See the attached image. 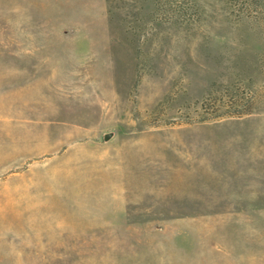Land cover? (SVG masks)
Wrapping results in <instances>:
<instances>
[{
	"label": "rangeland",
	"instance_id": "1",
	"mask_svg": "<svg viewBox=\"0 0 264 264\" xmlns=\"http://www.w3.org/2000/svg\"><path fill=\"white\" fill-rule=\"evenodd\" d=\"M0 264H264V0H0Z\"/></svg>",
	"mask_w": 264,
	"mask_h": 264
},
{
	"label": "trees",
	"instance_id": "2",
	"mask_svg": "<svg viewBox=\"0 0 264 264\" xmlns=\"http://www.w3.org/2000/svg\"><path fill=\"white\" fill-rule=\"evenodd\" d=\"M233 18V22L237 25L240 24H247V25H256L260 20L259 16L256 15H250V14H244V13H240L238 15H231ZM231 88H226V98L229 99L227 102L223 101V97H221L220 102L223 104V107H229L231 108H239L236 109V111H234V113H229V112H224V113H218L220 111V109H218L217 111H214L216 113H214L213 115H209L211 113H208L210 110V108L205 107L204 110V114L206 115H202L200 118V121H210V120H219V119H230V118H241L242 116L245 115H249L251 114L249 111L246 112L245 109H243V103H242V99L235 93V95H230L231 91H238L240 88L238 86V84L236 85H232L230 86ZM234 91L232 93H234ZM228 93V94H227ZM211 101V100H210ZM208 102V100H207ZM207 102H205L204 104H206ZM203 104V105H204ZM212 110V109H211Z\"/></svg>",
	"mask_w": 264,
	"mask_h": 264
},
{
	"label": "water",
	"instance_id": "3",
	"mask_svg": "<svg viewBox=\"0 0 264 264\" xmlns=\"http://www.w3.org/2000/svg\"><path fill=\"white\" fill-rule=\"evenodd\" d=\"M114 137V133L111 132V133H107L105 136H104V140L106 142H109L112 138Z\"/></svg>",
	"mask_w": 264,
	"mask_h": 264
}]
</instances>
